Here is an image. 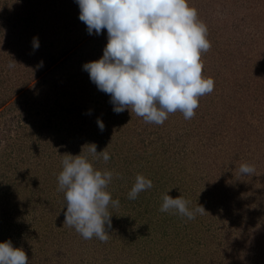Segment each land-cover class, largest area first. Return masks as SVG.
<instances>
[{
  "label": "rangeland",
  "instance_id": "1",
  "mask_svg": "<svg viewBox=\"0 0 264 264\" xmlns=\"http://www.w3.org/2000/svg\"><path fill=\"white\" fill-rule=\"evenodd\" d=\"M188 3L207 27L202 75L214 89L192 119L156 125L115 113L90 80L83 65L102 57L107 30L90 35L76 0H0V243L29 264H264V0ZM89 143H110L107 163L89 160L114 173L120 201L106 243L64 224L57 190L62 155ZM137 174L153 187L130 200ZM166 193L208 213L161 212Z\"/></svg>",
  "mask_w": 264,
  "mask_h": 264
},
{
  "label": "clouds",
  "instance_id": "2",
  "mask_svg": "<svg viewBox=\"0 0 264 264\" xmlns=\"http://www.w3.org/2000/svg\"><path fill=\"white\" fill-rule=\"evenodd\" d=\"M76 3L79 20L90 35L107 30L108 42L102 57L85 63L83 69L98 90L110 96L115 113L128 109L145 123L156 125H162L175 112L182 113L185 120L195 116L200 97L213 91L214 80L202 75L201 54L209 51L211 43L206 25L198 20L197 10L189 6L188 0H76ZM38 47V38L34 37L33 48ZM15 63L13 60L8 67H14ZM42 66L43 61L38 67ZM97 124L103 131V122L98 119ZM108 146L97 152V145L89 143L79 155H62L63 168L57 177V190L64 192L66 201L64 224L86 240L95 237L104 243L110 237L109 206L119 207L120 201L113 200L108 191L114 173L94 168L89 156L102 157L107 163ZM85 147L87 155L82 154ZM239 171L252 175L255 168L241 164ZM152 187L150 179L137 174L128 199L135 200L139 193ZM162 199L161 212H175L188 220L208 213L199 204L190 209V201L182 196L173 198L166 193ZM0 264H29V259L22 248L13 247L11 240H7L0 243Z\"/></svg>",
  "mask_w": 264,
  "mask_h": 264
}]
</instances>
